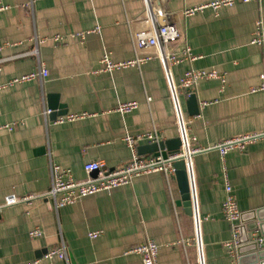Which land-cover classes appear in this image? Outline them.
<instances>
[{
  "label": "crops",
  "instance_id": "1",
  "mask_svg": "<svg viewBox=\"0 0 264 264\" xmlns=\"http://www.w3.org/2000/svg\"><path fill=\"white\" fill-rule=\"evenodd\" d=\"M207 1L164 0L168 10H158L151 0L168 22L180 24L196 57L173 65V80L177 82L189 68L224 74L223 84L219 79L198 82L195 115L188 111V98L178 95L188 135L200 147L264 130V92L251 91L264 72V46L250 42L255 21H264V0L223 7L217 15L207 9L179 16L183 8ZM145 5L146 0H0V206L8 194L46 192L51 185L50 161L81 180L87 177L86 162L100 160L108 168H120L129 161L131 152L122 139L126 133L155 129L162 140L179 137L157 58L140 68L101 70L104 51L113 61L133 58L130 28L144 26L139 16ZM79 32H86L83 40L71 36ZM55 36L61 39L55 41ZM181 48L182 44L176 46L178 56ZM40 64L48 71L46 77L15 81ZM50 100L63 104L67 114L89 115L62 123L49 116L45 120L42 111ZM126 101H137L138 107L125 114L115 111ZM201 102L207 104L202 107ZM223 168L240 213L264 209L261 139L223 158L215 149L192 157L190 186L198 221L182 206H176L175 216L161 172L137 176L129 184L57 211L49 198L0 207V264H28L36 258L39 264H141L140 256L127 250L147 238L158 244L159 264H238L236 253L233 256L225 247L233 227L221 214ZM172 191L179 199L176 178ZM36 226L43 235L31 238L28 232ZM91 231L101 233L89 238ZM62 243L66 260L42 258L46 250Z\"/></svg>",
  "mask_w": 264,
  "mask_h": 264
},
{
  "label": "built area",
  "instance_id": "2",
  "mask_svg": "<svg viewBox=\"0 0 264 264\" xmlns=\"http://www.w3.org/2000/svg\"><path fill=\"white\" fill-rule=\"evenodd\" d=\"M250 1L259 0H209L204 3L195 4L193 6L185 7L179 12V16L185 18L204 12L207 9L217 15L218 11L223 7H230L236 3H247ZM139 20L144 23V26L139 29L130 28V40L133 48V58L125 61H113L110 53L104 51L100 63L101 70L111 73L114 70L125 69L128 67L140 68L146 61L157 58L163 68L165 79L167 82L169 95L173 101L177 126L179 132V138L181 141L178 151L167 154L163 157L161 150L157 154L150 153L147 155H141L138 153L137 147L141 143L150 144L158 143L162 140L158 132L153 129L152 131L140 132L136 134L126 133L122 139L130 149L131 157L129 161L120 168H108L102 161L93 160L86 162L83 166L87 177L81 180L73 178L70 169L63 168L60 165L50 161L49 174L51 185L50 188L40 194H30L23 197H18L15 194H8L4 198V202L0 207L26 202L35 198H49L50 207L54 210H58L66 205L73 204L82 198L90 195H94L101 191H109L116 187L129 184L133 178L149 174L152 172H161L164 177L166 188L169 192L173 212L176 216V200L173 196L172 183L175 179L174 162L182 160L187 172L189 189L190 175L192 171V157L198 153L215 149L219 152L221 158L229 151L243 152L248 144L257 140L264 139V130L258 132H252L239 136H234L221 140L211 146L200 147L194 146L192 143V137L188 135L187 127L185 126L183 115L178 101V95L181 93L185 97H189L194 94V90L201 80L219 79L222 84L224 83V74L219 73L215 69H187L175 82L172 78L171 67L178 64L182 60L193 61L196 57L192 54L190 47L186 44L184 39V33L179 23L168 22L162 11H157L151 5V0H146V5L142 14L139 16ZM94 31H98L96 28ZM79 36L81 40L85 38L86 32H79L71 34V36ZM61 36H55L54 40L59 41ZM42 42V40H37ZM250 42L264 46V21L258 18L255 21V28ZM178 44H182L180 50V56L176 53L175 49ZM37 54V49L33 51ZM48 74L47 69L40 64L39 67L28 74L21 76L15 81H28L34 78L43 79ZM260 83L258 86L251 88V91L261 90L264 92V72L259 74ZM146 102H150L151 97H145ZM207 102H201L203 107ZM138 107L137 101L120 102L115 111L120 114H125L133 111ZM51 109L44 108L42 115L47 120ZM87 113L81 114H66L57 117L53 122L62 123L64 121H71L78 118L87 116ZM8 130H12L13 126L7 124L5 126ZM95 172V175L92 174ZM223 187H224V200L222 202L221 214L233 227V234L231 240L225 242V247L228 252L234 256L235 246L238 241L239 231L236 228L237 222L240 220V211L237 207V203L232 191V186L229 182L225 168H223ZM192 196V193H191ZM193 200V198H192ZM199 220V217L195 219ZM100 231H91L88 233L89 238H96L100 235ZM28 235L31 238L41 237L43 230L38 226L29 230ZM258 245V247H264V235L259 234L258 230H255L252 238ZM196 241V239H195ZM179 243L184 245V240H179ZM127 253H134L140 256L141 264H159L157 260L158 244L152 239H146L144 242L139 243L127 250ZM53 256H58L61 259H67V253L64 243L58 248H52L46 250L42 255V258L50 259ZM40 258H36L28 264H39Z\"/></svg>",
  "mask_w": 264,
  "mask_h": 264
},
{
  "label": "water",
  "instance_id": "3",
  "mask_svg": "<svg viewBox=\"0 0 264 264\" xmlns=\"http://www.w3.org/2000/svg\"><path fill=\"white\" fill-rule=\"evenodd\" d=\"M153 5L158 10H168V6L164 3V0H152ZM51 113L49 119H56V115L63 116L67 114V110L63 104H58L55 100H50L48 103ZM58 108V113L55 114ZM187 108L190 114L198 113V105L195 94H191L187 100ZM181 141L179 137L168 140H161L158 143H150L145 145H139L137 147L139 154L154 153L157 154L161 150L163 157L167 154L178 151ZM175 178L177 186L180 192L179 199L176 200V206H182L186 215L192 216L196 219L195 212L193 210V200L189 189L187 172L182 160L174 162ZM95 175V172H92ZM240 225L236 226L239 230L238 241L235 246V253L237 256L238 264H264V247H258L257 243L251 238L250 233L255 230H259L264 235V209L259 208L252 210L250 213L240 215Z\"/></svg>",
  "mask_w": 264,
  "mask_h": 264
}]
</instances>
